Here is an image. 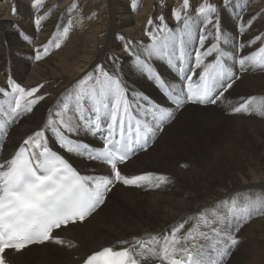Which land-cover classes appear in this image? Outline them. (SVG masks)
Returning a JSON list of instances; mask_svg holds the SVG:
<instances>
[{
	"label": "bare ground",
	"instance_id": "bare-ground-1",
	"mask_svg": "<svg viewBox=\"0 0 264 264\" xmlns=\"http://www.w3.org/2000/svg\"><path fill=\"white\" fill-rule=\"evenodd\" d=\"M45 1L42 0L39 6H35L34 0H0V88L11 91L8 83L11 77L26 89L42 85L35 95L43 97L33 106L31 112L21 113L14 122L0 113V120L5 122L2 129L6 130L0 135L3 152L0 162L10 158L28 136L42 129L49 114L58 111L63 103L71 100L79 90V87L74 89L73 83L79 82L86 73H94L97 65H103L109 72L117 70L130 92L142 93L155 100L159 95L156 87L147 77V73H141L135 67L124 51V44L131 42L135 51L143 52L144 48L152 43L146 31L155 30L160 23L158 17L161 15L165 17V22L173 31L177 27L183 29V20L178 23L173 16L174 8L183 5L181 0H168L167 5L161 9L162 11L158 10L155 17L148 12V5L143 4V0L137 1L136 7L132 6L131 0L109 2L108 15L111 24L106 32L100 55L94 57V47L98 43L100 28L103 25L98 21L90 26L91 19H86V14H80L86 0H51L46 3ZM80 1L81 8L75 5ZM51 2L55 4L46 5ZM257 3L258 0H235L211 14L214 21H219L223 34L220 41L221 49L235 55L237 59L264 47V11L258 8ZM200 5H192L194 10H191L188 16L190 39L186 40L185 50L189 57L195 49L201 47L199 41L201 34L208 36L204 47L216 42L214 26L208 24L205 18L198 14ZM37 19H40L39 25L36 24ZM149 19L153 21L151 26L148 24ZM65 20L66 25L71 21L72 27L68 37L61 41L59 48H56L55 43L49 42L55 41L62 32V22ZM118 35L123 36L124 40L118 39ZM257 37L260 39H256ZM224 39L228 42L224 43ZM241 44L244 45L243 48H240ZM45 46H48L46 55L43 54ZM177 48L178 42L175 47H170L173 53L171 59H174ZM36 51L42 54V59H35ZM113 56L119 57L115 64L111 59ZM210 59L207 58L206 62ZM163 60L150 58L153 69L171 83L173 82L171 72ZM225 60L240 79L225 93L224 101L209 107L186 106L177 114L175 120L164 128L148 151L137 155L123 167V173L128 176L143 173L163 174L168 178L166 183L159 188L132 187L118 183L103 206L83 222L85 228L76 224L61 228L57 232L56 236H63L65 242L63 245L49 242L40 247L33 245L19 253L11 251L8 252L10 262L80 264L89 254L104 247L111 246L116 249L128 247L134 245L137 239L151 246L153 242L150 237L159 236L162 240L163 235L171 234L181 224L183 228L178 232L180 236L185 235L190 228L193 229V234L208 231L202 224L197 227L198 219L203 215H208L209 219H212L217 214L227 213L234 205L242 207L244 204L233 203L237 197L255 196L264 203V175L257 176L252 173V177L245 180L234 177L220 186L205 185V182L213 179L212 172L223 159L226 157L234 159L238 156L240 149L236 148L246 131L252 137L264 135V113L251 110V107L264 105V67L248 64L246 70H241L239 64L231 58L226 57ZM71 94L73 96L69 97ZM247 96L255 98L250 101V110L242 114L233 113L232 107L239 106ZM8 99L10 97L0 93V101ZM2 107L7 111V104ZM231 118H236V125L227 123ZM225 123L227 132L223 129ZM3 134H7V137L5 138ZM46 136L50 137L51 133L46 132ZM80 139L86 142L94 141L91 136H81ZM51 146L57 148L54 143ZM259 148H264V144ZM68 156L75 158L73 155ZM83 160L85 159L80 157L72 159L73 163L86 173L89 172L87 169L96 172L104 169L103 166L87 164ZM114 193L118 194L121 203H118L119 206L116 207L118 209L106 212L105 209ZM129 204L132 205L130 209L137 210L136 214L121 213ZM227 205L228 209L223 210ZM258 212L253 210L243 220L228 216L226 230H231L239 243L229 250V253L232 251V255L226 256L229 259L225 264H233L234 260L238 259L235 255L240 247L246 251L259 249L253 250L254 258L259 264H264V247L258 248L261 242L264 246V217L261 215L264 210H261L255 219L247 221ZM237 225L238 231L235 230ZM120 241L128 243L120 244ZM242 241H245V244ZM48 246L53 247L47 248ZM180 246H183V241ZM41 247H43L41 250H37ZM13 254L24 255L21 258L17 255L11 257ZM155 261L161 260L155 257L143 262L147 264Z\"/></svg>",
	"mask_w": 264,
	"mask_h": 264
},
{
	"label": "snow or ice",
	"instance_id": "snow-or-ice-1",
	"mask_svg": "<svg viewBox=\"0 0 264 264\" xmlns=\"http://www.w3.org/2000/svg\"><path fill=\"white\" fill-rule=\"evenodd\" d=\"M34 3L39 6L42 0H34ZM131 3L136 7V0H131ZM228 3L229 0H224L225 6ZM188 7L189 0H183V8ZM216 11V6L210 3L198 8V14L214 26L216 42L204 47L208 36H199L201 47L194 50V68L184 67L189 55L185 50L186 40L190 39L188 16L183 18V29L177 27L175 31L169 28L163 15L158 17L160 23L155 30L146 31L152 43L143 52L135 51L131 42L124 44V51L135 67L148 74L166 102L170 103L161 106L142 93L130 92L117 70L109 72L103 65H97L94 73H86L81 78L74 97L64 102L58 111L49 114L45 126L28 136L10 158L0 162V264H7L8 250L20 252L30 245L46 242L63 245L64 240L55 236L54 231L70 223H82L105 202L107 193L117 183L159 188L167 182L168 178L163 174L125 175L121 166L129 161L137 148H146L148 140L187 104L207 106L224 101L225 93L239 79L227 65L226 57L239 64L241 70H246L248 64L264 67V47L239 59L221 49L223 34L219 21H214L211 15ZM173 16L178 23L181 22L180 10H174ZM39 23L40 19H37L36 24ZM148 24L151 26L153 21L149 19ZM71 27L72 22L69 21L62 26L63 30L55 41L49 43H55V47L59 48ZM117 38L124 40L120 35ZM177 42L178 66L173 65V53L170 51V47H175ZM227 42L224 39V43ZM243 47L241 44L240 48ZM47 52L48 46H45L43 54ZM150 58L167 59L170 68L174 67L180 74L177 82L163 79L153 69ZM207 58L211 59L206 62ZM35 59H42L39 51H36ZM111 59L115 64L119 57ZM8 83L11 91L0 88V93L10 97L0 101V113L14 122L21 113L31 112L33 106L43 99L35 95L42 85L26 89L11 77ZM254 99L248 98L239 106L232 107V112H248L250 101ZM4 104L8 106L7 111L2 107ZM88 104L91 107L87 111L91 115H86ZM251 110L264 113V105L251 107ZM4 127L5 122L0 120V129ZM46 132H50L51 136H46ZM98 134L102 136L99 147L80 139L81 136L96 137ZM53 143L69 155L105 166L108 175H82L64 155L51 147ZM259 206L252 201L242 207L234 205L227 213L217 214L212 219L203 215L198 219L197 227L202 224L208 231H199L198 234H193L190 228L185 235H178L183 228L181 224L171 234L163 235L162 240L159 236L150 237L151 246L137 239L134 245L128 247H104L89 255L85 264H142L155 257L167 264H223L229 250L239 243L234 233L226 230L228 216L243 220ZM235 230L238 231V225ZM182 241L183 246H180Z\"/></svg>",
	"mask_w": 264,
	"mask_h": 264
},
{
	"label": "rangeland",
	"instance_id": "rangeland-1",
	"mask_svg": "<svg viewBox=\"0 0 264 264\" xmlns=\"http://www.w3.org/2000/svg\"><path fill=\"white\" fill-rule=\"evenodd\" d=\"M47 1L50 2L51 0H47ZM47 1H45V3ZM61 1H63V0H61ZM82 1H85V0H82ZM115 1H117V0H86V3L84 4L83 10L80 13V14L83 13V15L86 14V19H91L92 25H90V26H93V24L98 23V21H100L101 24L103 25L102 28H100L101 32H100V36L98 37L99 38L98 43L94 47V52H95V53H93L94 57L100 55L99 53H100L101 49L103 48V43H104V40L106 39V32L109 29L110 24H111L110 15H108V10L110 9V7H108L109 6L108 4H109V2L112 3ZM137 1H139V0H136V2ZM167 1L168 0H143V4L148 5V12L152 16L155 17L156 16L155 14H157L156 12H159L158 10L162 11L161 9H163V7H165L167 5ZM233 1H235V0H230L228 5L233 3ZM52 2L47 3L46 5L55 4V2L53 4H52ZM80 2H78V5H77V3H75V5L77 7L81 8L82 2L81 3ZM148 2H150V3L148 4ZM205 3L214 4L216 6V9H219L222 6H225V5H223L224 0H189V6L191 5L190 7H188L187 9H184L183 5H182L181 7L180 6L175 7L174 10L180 9L181 15H183L182 16V20H183V18L186 15L189 16V14L194 10L192 5H194V4L195 5H197V4L203 5ZM181 4H183V0H181ZM257 6H258V8H262L261 10L264 11V9H263L264 8V0H258ZM188 9L190 11H188ZM80 11H81V9H80ZM62 26H66V20L64 22H62ZM62 30H63V28L61 27V31ZM84 30H85V28H84ZM80 48H82V44H80ZM91 49H92V47H91ZM251 52H253V51H251ZM60 82H62V80H60ZM73 85H74V89H76V87H79V82L76 81L75 83H73ZM72 96L73 95L71 94V96H69V97H72ZM248 98L249 97L247 96L244 98V100L245 99L247 100ZM65 101H66V98H65ZM227 123H230V124L232 123L233 125H236L237 124L236 118H231V120H229V122H227ZM226 128H227V124L225 123L223 125L224 132H227ZM244 134L245 135L240 139L239 144L236 148V149H240V153H238V156L234 159H231L230 157H226L225 159H223V162L217 166L218 170H216L217 167L214 168V170L212 172V174L214 173L213 179L209 182H205L206 186H208V185H211V186L219 185L220 186L221 184H224L226 181L232 180L234 177L237 178L238 180H245L248 177H252V173H254L257 176L264 175V150H263L264 148H259L261 144H264V135L252 137V136H249V133H247V131ZM231 135H232V132H230V134H229L230 138H231ZM4 137L6 138L7 134H5ZM247 157H248V159H247ZM249 161H251V163ZM252 201L257 202L258 205H260L258 207V209L256 210L257 212L258 211L259 212L257 215H255V217H252V216L249 217L248 218L249 220H247V221H251V219H255L259 215L260 211L264 210V203L261 202V200L255 196H250L248 198L237 197L233 200V203L244 204V205L249 203V202H252ZM118 203H121L120 198H119L117 193H114L113 197L110 200L109 204L107 205V208L105 209V211L109 212L112 209L113 210L118 209V208H116L119 206ZM126 207L123 208V211L121 213H124V214L135 213L136 214V212H137L136 209H130L132 207L131 204L126 205ZM228 207L229 206L227 205L223 210H227ZM261 215H263V217H264V213H262ZM85 226L86 225H82L81 227L85 228ZM87 227H89V224L87 225ZM242 243L245 244V241H242ZM262 245H263V242L259 243L258 248L259 247L263 248L264 246H262ZM51 247H53V246H48L47 248H51ZM42 248L43 247L38 248L37 250H41ZM244 250H245L244 248L240 247V249L236 252L235 256L238 259H235L233 264H259V262H257V259L254 258L255 252L253 251V250H259V249L255 248L253 250H249V251L247 250L248 252L246 250L245 251ZM231 253H232V251H231ZM231 253H229V255ZM16 255L19 258H21V256H23L24 254H20V255L13 254L11 257H14ZM245 258H246V260H245Z\"/></svg>",
	"mask_w": 264,
	"mask_h": 264
}]
</instances>
